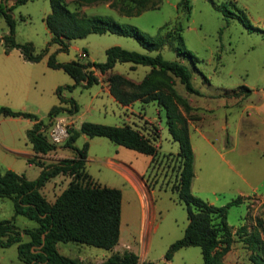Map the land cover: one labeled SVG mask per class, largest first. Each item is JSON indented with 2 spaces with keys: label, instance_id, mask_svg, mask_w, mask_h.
<instances>
[{
  "label": "rangeland",
  "instance_id": "374dc122",
  "mask_svg": "<svg viewBox=\"0 0 264 264\" xmlns=\"http://www.w3.org/2000/svg\"><path fill=\"white\" fill-rule=\"evenodd\" d=\"M66 1L68 7L73 9L72 0ZM6 2L8 4L9 0ZM188 3L190 8L186 7ZM223 3L233 12L238 11L237 7L242 8L254 25L264 26V0H161L158 7L145 9L137 15L120 14L115 9L105 6L104 2L89 4L85 10L80 9L84 13L110 15L119 22L132 23L151 35L159 31L165 33L168 29L181 26L180 33L184 46L197 56L198 70L194 68L188 55L177 53L172 44H166L158 50H148L136 38L114 32L89 33L84 37L70 39L67 50H58V44L50 42L51 33L44 21L45 15L51 10L50 1L27 0L17 3L12 8L15 19V39L18 42L30 41L36 53L45 49L46 52L40 60L31 61L25 59L18 48L6 51L3 35L9 28L5 17L0 14V106L29 111L47 121L49 109L59 100L56 89L62 86L61 94L66 97L72 96L79 106L78 111L73 114L74 127H78L84 120L113 125L129 123L152 134L154 128L144 119H140L141 116L139 119L133 117L130 121L125 119V110L101 91L100 82H93L86 87L77 85L73 89H68L65 85L72 84L73 78L63 69L53 68L47 64L48 55L51 52H55L59 61L78 59L84 62L88 61L90 56L96 62L104 61L105 49L111 45H120L150 54L160 52L167 59L179 60L190 70L191 82L202 95L215 93L224 98L228 95L221 90L223 87L233 88L239 84H245L263 93L264 32L249 30L236 16H225L217 6ZM172 42L177 45L178 39ZM84 48L87 49L88 56L81 57L79 51ZM131 65L129 61H118L112 71L138 81L149 69L148 65L137 64L134 68H131ZM98 74L102 80H106V76L101 75L100 72ZM203 74L209 78L211 84L206 82ZM176 88L179 92L186 93L184 84L178 80ZM255 96L253 95L252 98ZM214 100L216 99H211L213 103ZM243 102L235 106L233 115H238L244 105ZM138 104L136 108L139 107ZM142 111L154 118L160 129L159 160L162 159V161L159 163H163V167H166L168 171L166 179L160 178L157 185L154 183L153 206L150 205L147 197L143 199L138 197L125 183L123 177L108 164L110 158L124 157L127 161L132 160L138 168L142 169L147 166L149 154L117 145L105 136L80 134L75 141L78 147L85 142L88 144L87 155L90 159L86 162V170L93 179L98 182L105 181L123 191V214L116 248L118 251L125 248L134 251L139 256L138 264H205L201 247L198 245L180 247L172 253L170 259L165 258L167 248L183 235L188 222L185 203L179 198L177 191L180 167L177 154L179 147L169 133L165 112L161 106L155 101H150L144 104ZM215 112L220 116L223 108L219 106ZM59 113L70 114L65 110ZM247 115L256 116L251 109L244 113L243 126L237 134L240 143L247 138L259 139L250 129ZM256 117L260 120L259 115ZM26 124V119L0 114V137L5 142L0 144V173L9 167L18 173H24L30 179L39 174L40 165L28 163L23 153L16 152L29 149ZM202 129L216 143H219L218 132L207 126H203ZM191 132L195 134L193 128ZM229 132L234 134V125ZM117 146L122 148L119 155L115 154ZM66 151L74 152L72 148H66ZM224 156L236 171L247 176L250 185H242V187L241 179L235 171L227 169L226 164L217 166V160L215 164L203 165L200 179L196 181L194 189L196 190L198 185L206 190L216 187L218 189L216 194H208V197L212 198L217 196L215 205L226 204L240 195L235 189L238 185L251 194L253 199L248 203L241 201L228 208L227 221L236 228L232 231L233 241L230 248L222 259L227 264H256L250 256L262 254L261 248H258L256 232L259 231L257 219L262 217L261 215L264 216V150L255 146L253 149H248L243 157L238 156L237 151H226ZM167 157L168 161H166ZM41 158L44 162H49L58 157L49 158L42 155ZM152 168L150 167L148 172ZM70 179V175L58 174L41 187V192L49 201H53L56 195L67 186ZM201 197L205 199V196ZM13 216V200L10 197L0 196V218ZM14 219L21 228L36 224L34 220L21 214L15 215ZM262 234L260 231V238ZM22 237L23 240L27 239L25 234ZM57 249L62 254L81 260L83 264H94L96 259L106 258L113 252L112 249L76 241H58ZM0 264L28 263L19 258L17 243H12L0 247Z\"/></svg>",
  "mask_w": 264,
  "mask_h": 264
},
{
  "label": "trees",
  "instance_id": "16d2710c",
  "mask_svg": "<svg viewBox=\"0 0 264 264\" xmlns=\"http://www.w3.org/2000/svg\"><path fill=\"white\" fill-rule=\"evenodd\" d=\"M0 0V14L8 23V32L3 35L5 50L18 48L22 56L31 61L42 58L46 49L40 53L34 51L30 41L18 42L15 39V19L12 8L17 3L27 0H14L7 4ZM51 10L45 15L44 21L51 32L50 42L58 44V50H67L69 40L84 37L89 33L114 32L136 38L148 50H158L166 44H172L177 53L188 55L196 70L197 56L184 46L180 33L181 26L168 29L165 33L148 34L132 23H122L110 15L88 14L68 7L66 0H49ZM98 1H109L111 7L126 15H137L148 8H156L161 0H73L76 7ZM236 7L237 5L234 4ZM225 16H236L249 29L264 32V26L254 25L246 12L237 7V12L228 10L226 4L217 5ZM190 8V4H186ZM189 10L187 12V16ZM178 39L177 45L172 41ZM104 61H80L72 59L59 61L55 52L48 55L47 64L53 68H61L74 80L65 87L73 89L77 85L89 86L97 82L94 69L106 72L118 61H129L132 64L150 66V70L139 82H135L118 72L107 75L112 95L122 104L136 99L143 101L156 100L164 109L166 124L174 140L178 142V154L181 157V169L177 185L178 196L184 201L188 222L181 237L173 241L166 250L165 258L170 259L172 253L183 246L198 245L201 247L205 264H227L222 256L230 248L233 233L227 221L228 208L240 203L241 195L232 198L223 205L210 203L191 190L194 176V152L192 149L187 117L192 105L188 93H200L191 82L190 70L177 59H167L160 52L155 54L128 49L120 45H111L105 49ZM200 71V70H199ZM204 79L208 81V77ZM177 80L184 84L186 93L176 88ZM59 104H54L48 111V120L38 118L36 114L15 110L8 106H0V114L25 116L35 119L33 125L26 130V136L32 144L35 154L28 158L29 163L40 165L37 177L28 178L11 168L0 173V196L13 200L14 216L25 215L35 221L30 227H19L14 219L0 218V247L17 243L18 256L28 264H83L81 260L62 254L57 249L58 241H76L113 249L120 237L121 199L119 187L102 185L91 179L86 171L88 144L81 147L75 145L80 134L88 136H105L111 141L125 147L147 154H155L157 145L149 135L130 124L113 125L84 120L78 127H72L70 134L62 145L74 150V156L62 157L53 162H44L41 156L58 146L49 139L47 129L51 118L60 111L70 114L79 109L72 96L61 94L62 86L57 87ZM226 95L243 96L250 93L251 88L239 84L233 88H222ZM183 110V111H182ZM155 131V136L158 135ZM58 174L71 176L67 186L49 201L41 192V187ZM259 231L256 232L262 254L251 255L256 264H264V220L257 219ZM244 228V226H240ZM262 231L261 238L259 233ZM27 236L23 240L22 236ZM253 243L252 238H250ZM139 256L132 250L113 251L109 256L94 264H138Z\"/></svg>",
  "mask_w": 264,
  "mask_h": 264
},
{
  "label": "crops",
  "instance_id": "0c3cea01",
  "mask_svg": "<svg viewBox=\"0 0 264 264\" xmlns=\"http://www.w3.org/2000/svg\"><path fill=\"white\" fill-rule=\"evenodd\" d=\"M13 2H14V0H9L8 4H12ZM72 2H73V0H72ZM99 2H104L105 6L113 8L110 6L109 1H98V2H94V3H90V4H97ZM73 4H74L73 9H77V10H80V9L85 10L87 8V6L89 5V4H87V5L83 4L80 6L81 7L80 8V7H76L74 2H73ZM113 9H115V8H113ZM115 10L118 13H120L117 9H115ZM120 14H123V13H120ZM124 15H126V14H124ZM83 50H85L87 52V56H88L87 49L84 48ZM89 60L95 61L94 58L91 56L89 57ZM136 65L137 64H132L131 68H134ZM91 68L94 69V73L98 77L97 82H100V84H101V91H104L108 95V97H110V99H112L122 109L125 110V119L130 121V120H132L133 117H136L139 119V116H141L140 119H144L147 123H149L154 128V131L152 132V134H149L147 131H143L142 129L139 128L143 133H145L146 135H149L152 138L153 142L157 145V152L155 154H149L146 167H144L142 169L138 168L136 166V164L133 163L132 160L127 161V159H124V157L117 158V159L110 158L108 160L109 166L112 167V169L114 171H116V173H119L123 177V179L125 180V183L129 185V187L138 195V197H140L141 199H143L144 197H147L150 205L153 206L152 192L155 189V185H157L156 183H159L160 178L161 179L163 178V180L167 178L168 171H167L166 167H163V165H162L163 163H159L160 161H162V159L159 160L161 143L158 141V138L160 135V129H159L157 123L155 122V119L147 116L145 111L144 112L142 111V108H143L145 103H148L150 101H155L159 106H161V105L156 100L143 101L141 99H136V100H134L128 104H122L112 95V93L110 92V89H109V83L107 81V75L109 73L113 72L112 68L107 70L106 72H101V71L95 69L93 66ZM149 70H150V66H149V69L146 71V73ZM99 72L101 73V75L106 76V80L101 79V76H99V74H98ZM126 77H128V76H126ZM131 80H133V79H131ZM140 80H138V81L133 80V81L139 82ZM206 82L211 84V82H209V78H208V81H206ZM223 88H226V87H223ZM188 95L190 98V104L192 105V108L188 112L183 111V110L182 111L185 115L189 114L187 117V122H188V128H189L190 141H191L192 149L194 152V176H193V179L191 182V190L193 193H196V194L201 195V196H205V199L207 201L215 204V199L217 198V196L212 198V197H208L209 196L208 194H210V193L216 194V192L218 190L216 187L211 188L210 190H206V188H204L203 186L198 185L197 189L196 190L194 189L196 181L200 179V171L202 170L203 165L206 166L207 164H212V163L215 164V161L218 160V164H216L217 166L221 167V165L226 164L227 169H231V170L235 171V173L241 179V182H240L241 186L242 185H250L247 176L236 171L233 168L232 164L229 163L228 159L225 158L224 153L226 151H234V152L237 151L238 156L243 157L248 149H253L255 146L264 150V92L260 93L259 90L251 88L250 93H248L247 95H243V96H235V95L229 96L228 95V96L223 98L222 96H219L218 94H215V93H207L204 95H202L201 93H189ZM197 95L200 98L203 97V99L197 98L198 97ZM253 95H256L255 98H252ZM211 99H216V100H214L215 102L213 103L211 101ZM241 101L242 102L244 101L243 102L244 105H243L241 111L238 113V115H233V112L235 110V106L237 104H239ZM59 103H60V100H58L57 104H59ZM137 103H139L138 108L135 107ZM219 106H221L223 108V113L220 116H218L217 112H215V109ZM248 109H251L253 111V113H255L256 116L257 115L260 116V120H259L256 116L247 115L248 125L250 126V129L257 135V137L259 139L253 140V139L247 138L245 140H242L240 143L238 141L237 134L239 133V131L241 130V128L243 126L244 113H246ZM73 114L74 113L69 114L68 116L73 119ZM158 114H160L159 109H158ZM17 117H19L21 119H26L27 124L25 125L26 126L25 130H27V128L31 127L33 125V123L36 121L35 119H32L30 117H25V116H21V115L17 116ZM258 123H260V124L258 125ZM127 124H129V123H127ZM233 125L235 128V132H234V134H231L229 132V130L232 128ZM203 126L210 127L214 131L218 132L219 143H216V141L214 139H212L211 137H209L206 134V132L202 129ZM192 128L194 129V132H195L194 135L191 132ZM155 131L158 132L157 133L158 135H156V136L154 135ZM3 143L5 144L4 139L2 137H0V144H3ZM29 143H30L29 149H27L26 151L25 150L24 151H20V150L16 151V152L23 153L24 156L26 157L27 162H28V158L32 157L35 154V151L33 150L32 144L30 141H29ZM62 144L63 143L58 144L56 149L43 154L44 156H47L49 158L52 156L58 157V158L51 159V161H49V162L56 161L59 158H62L63 156H65V157L74 156V152H67L66 151V148H70V147L64 146ZM117 145H121V144H117ZM121 149L122 148H120V146H117L115 154L119 155ZM135 151H137V150H135ZM177 154H178V152H177ZM134 155L136 158V154H134ZM178 158L180 159V167H179V172H180L181 157L179 154H178ZM89 159H90V157H89V155H87L86 162ZM168 160H169V158L167 157L166 161H168ZM200 160H201V162H200ZM223 162H224V164H223ZM150 167H153V168L150 172H148ZM85 168H86V166H85ZM170 168H171V166H170ZM56 176H58V175H56ZM91 179L94 180L92 176H91ZM97 180H99V179H97ZM99 183L102 185L114 186V185H110L109 183H106L105 181H100ZM154 183H155V185H154ZM240 185L236 186L235 189L242 196V198H243L242 201H247V203H248V201L252 200L253 198H251V194H249V192L245 191V189L242 188L243 186L239 187ZM114 187H116V186H114ZM202 194H207V195H202ZM122 209H123V191H122V199H121V222H122V214H123ZM261 216L264 220V216L263 215H261ZM121 222H120V226H121ZM228 224L230 225L232 231H234L236 226L230 224L229 222H228ZM117 244L112 249L113 251H118L116 248ZM107 256H109V255H107ZM102 259H104V258L101 257L99 259H96L94 262L95 263L99 262Z\"/></svg>",
  "mask_w": 264,
  "mask_h": 264
},
{
  "label": "built area",
  "instance_id": "2783aa9c",
  "mask_svg": "<svg viewBox=\"0 0 264 264\" xmlns=\"http://www.w3.org/2000/svg\"><path fill=\"white\" fill-rule=\"evenodd\" d=\"M79 56L85 57V50L79 51ZM74 127L73 119L68 115L56 114L51 119V124L47 129L49 139L57 144L63 143L70 134V129Z\"/></svg>",
  "mask_w": 264,
  "mask_h": 264
}]
</instances>
